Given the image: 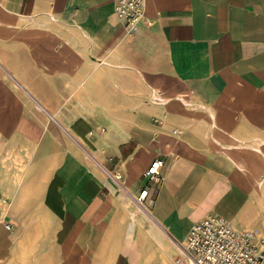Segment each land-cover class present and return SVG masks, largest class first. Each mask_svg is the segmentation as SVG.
Returning <instances> with one entry per match:
<instances>
[{
    "label": "crops",
    "instance_id": "obj_1",
    "mask_svg": "<svg viewBox=\"0 0 264 264\" xmlns=\"http://www.w3.org/2000/svg\"><path fill=\"white\" fill-rule=\"evenodd\" d=\"M117 2L0 0V47L16 43L26 66L12 60L7 76L0 71V213L24 184L54 223L58 264H186L185 238L209 215L261 228L264 0H143L136 30L115 16ZM84 56L96 63L84 71L91 79L68 83ZM99 56L126 94L107 96ZM68 87L84 88L69 103L90 115L68 120L46 108L67 105ZM175 87L188 96H145ZM156 158L159 184L143 178ZM114 172L131 191L149 186L151 214L135 215Z\"/></svg>",
    "mask_w": 264,
    "mask_h": 264
},
{
    "label": "rangeland",
    "instance_id": "obj_2",
    "mask_svg": "<svg viewBox=\"0 0 264 264\" xmlns=\"http://www.w3.org/2000/svg\"><path fill=\"white\" fill-rule=\"evenodd\" d=\"M115 16L116 13H115ZM30 29L36 28L33 25L28 26ZM12 45V46H11ZM17 45L12 42H7L3 44V47H0V71L3 73L4 76L8 74L5 72L6 70L12 71V60H14V67L15 70L19 68L20 70H25L26 66L18 65L17 59ZM70 53L76 52L74 49H68ZM14 53V55H12ZM14 56V57H12ZM100 57V56H99ZM26 59V58H24ZM102 61H99L100 64L97 68V71L103 72V78L98 79L104 84V91L107 96H112L114 91L118 92L120 95H124L125 91L121 90H114L113 85L115 81L118 79L122 80V74H118L112 72L111 67L107 65L106 58L100 57ZM21 60V58H20ZM83 67H81V71L78 72H68L67 79L68 83H71L75 86H85V82L87 80V72L85 68L94 69L96 66L95 62L90 60V57L84 56L83 59ZM85 64H89L90 67H86ZM4 66V68H3ZM110 70V71H109ZM15 77H17L24 85L25 82L19 77L18 73L15 71L13 72ZM91 79L88 78L87 81ZM86 81V82H87ZM84 88H75L72 89L66 88L64 92L67 95V105H45L48 110L52 113H60L62 112L63 116L66 117L68 120H73L74 118L81 116V115H90L91 113L88 112L85 108H78L79 104L76 102L74 104L69 103L74 95L79 96V100L82 101L85 98L86 94H78V90H83ZM178 87L172 89H149L147 88L145 96L148 100L159 99L161 102H165L171 97H184L188 96L187 93H184L181 90H178ZM71 90V91H70ZM31 91V90H30ZM132 93L130 90H126V92ZM34 95H38L34 90L31 91ZM127 92V94H128ZM126 94V93H125ZM135 95H139L138 89L135 90ZM141 95H143L141 93ZM41 100V98H40ZM164 106V105H163ZM61 110V111H60ZM60 111V112H59ZM157 117H161L158 114H154ZM26 176H23L21 179L25 183L26 180L31 181L32 176L29 174L32 170H24ZM261 181V179H260ZM24 184L21 185L20 191L18 194L20 196V201L10 202L11 204L4 203L5 211L0 213V264H58V254L59 251L54 244V223L53 221H49L46 219V215L44 212L37 206V202L35 200V194L25 188H23ZM259 199H260V213H263L261 217L259 216L258 220H261L260 227L261 228H254V227H246L240 229H254L259 237L260 240H264V183L259 184ZM30 191V192H29ZM263 199V200H262ZM9 222L11 227L8 229L6 227V223ZM38 227L41 230V237L40 238H30L24 239L22 235V230L24 228H34ZM27 235V234H24ZM13 249L14 252V260L11 262L9 260V254ZM174 253V252H173ZM179 255L176 254L175 258H178Z\"/></svg>",
    "mask_w": 264,
    "mask_h": 264
},
{
    "label": "built area",
    "instance_id": "obj_3",
    "mask_svg": "<svg viewBox=\"0 0 264 264\" xmlns=\"http://www.w3.org/2000/svg\"><path fill=\"white\" fill-rule=\"evenodd\" d=\"M115 13L131 30H136L144 17V2L118 0ZM163 163L160 158L153 160L143 178L159 184ZM110 175L133 202L136 216L151 214L148 185L131 191L122 184L120 172ZM6 227L9 229L11 224L7 222ZM180 260L186 264H264V240H260L254 230L239 229L225 217L209 215L191 226Z\"/></svg>",
    "mask_w": 264,
    "mask_h": 264
}]
</instances>
